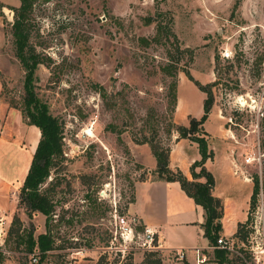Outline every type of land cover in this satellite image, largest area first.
<instances>
[{"label":"rangeland","instance_id":"rangeland-1","mask_svg":"<svg viewBox=\"0 0 264 264\" xmlns=\"http://www.w3.org/2000/svg\"><path fill=\"white\" fill-rule=\"evenodd\" d=\"M1 4L0 264L37 263L17 245V235L48 228L55 248L47 264L178 261L144 245L138 235L145 227L127 208L136 183L158 176L150 141L170 147L169 164L198 147L176 128L201 118L207 97L204 128L214 151L207 170L231 171L234 180L252 183V193L259 178L247 240L229 238L246 258L231 254L233 264H257L251 247L264 244V234H257L258 227L264 231V0H34L30 43L42 57L36 90L64 126V154L43 185L56 205L49 225L44 214L30 217L19 204L34 154L30 125L20 116L26 71L13 35V8L21 2ZM176 44L192 52L181 53ZM173 61L181 68L175 107L169 98L174 78L164 69ZM184 140L185 150L178 146ZM239 198L244 205L246 196ZM116 214L127 217L134 239L121 236Z\"/></svg>","mask_w":264,"mask_h":264},{"label":"trees","instance_id":"trees-1","mask_svg":"<svg viewBox=\"0 0 264 264\" xmlns=\"http://www.w3.org/2000/svg\"><path fill=\"white\" fill-rule=\"evenodd\" d=\"M20 2L19 7L13 8L15 13L13 35L15 37L16 55L26 71L24 81L25 96L21 112L23 119L29 125H35L40 129L41 137L20 190L19 204L26 207L30 217L36 212L44 214L47 218V225H49L50 220L53 218L56 205L50 196V190H43V185L50 176L53 167L57 164V159L64 154V126L59 117L51 113L49 105L39 97L36 90V70L42 63V57L34 45L30 43L31 15L34 0H20ZM3 6L1 4L0 8H3ZM162 27V24L159 23L158 33L163 30ZM169 33L175 36L171 30H169ZM176 49L181 53L192 52V50L187 48L182 49L178 44H176ZM177 63L178 61H173L164 67L165 71L174 78L169 86V98L173 107L177 103V74L181 69ZM201 89L206 91L205 88L201 87ZM211 104L212 101L207 97L204 103L205 112L202 117L199 119L192 118L190 126L178 125L176 128L180 138H189L198 143L201 159L195 161L191 166L193 179L187 177L181 169H172L170 167V147L164 148L159 143L150 141L157 159V169L155 172L158 176L155 180L179 182L182 189L204 208L205 222L203 227L205 236L216 247L215 261L217 264H233L231 258L232 253L219 247L218 244L220 232L222 231V222L220 220L224 214V204L222 199L213 193L215 178L212 172L207 170L205 165L214 156V151L210 149L208 138H206L208 132L204 128ZM196 134L200 135L195 136ZM144 142L148 141L145 140ZM197 166L201 167L200 172L196 171ZM202 176H205L207 180H200ZM254 183L250 200L249 217L245 222L239 224L238 231L235 234L241 241L247 240L248 230L246 228L252 223V211L257 207V197L260 192L259 178H255ZM134 201L135 196L131 202ZM17 221H19L18 218L13 221V224H16ZM9 233L10 235L12 234V229ZM17 245L23 247V250L29 255H36L38 262L34 264H47L49 253L55 248V237L51 234L49 228L47 232L40 233L39 235H35L32 229L29 231L23 230L22 234L18 233L17 235Z\"/></svg>","mask_w":264,"mask_h":264},{"label":"crops","instance_id":"crops-1","mask_svg":"<svg viewBox=\"0 0 264 264\" xmlns=\"http://www.w3.org/2000/svg\"><path fill=\"white\" fill-rule=\"evenodd\" d=\"M20 116H22L20 112ZM41 137L40 129L35 125H30L28 138L32 153L36 151ZM185 150L186 142H181ZM194 149L192 150L191 148ZM186 149L187 153H182L172 157L170 167L176 165L192 179L191 165L200 158V150L195 144ZM192 155L191 157L189 155ZM189 156V157H188ZM151 162V160H150ZM155 163V158L152 157ZM30 163L26 165L24 176L27 174ZM215 177L214 195L221 198L224 204V214L222 219V231L220 237L236 238L240 223L248 218L247 209L252 194V183L234 180L232 172L228 174L219 170H211ZM219 171L220 175L217 174ZM223 180H220V178ZM5 183L0 180V187ZM246 196L243 202L239 197ZM1 208V207H0ZM129 217L135 218L144 227H150L158 232L161 241V248L164 252H171L178 255L184 252L185 258L170 264H217L215 261V246L211 244L205 236L203 224L205 222L204 208L198 204L194 198L190 197L177 181H165L155 179L140 180L135 187V201L131 202L127 208ZM200 250V255L198 253ZM204 256L205 261L199 262V256Z\"/></svg>","mask_w":264,"mask_h":264},{"label":"built area","instance_id":"built-area-1","mask_svg":"<svg viewBox=\"0 0 264 264\" xmlns=\"http://www.w3.org/2000/svg\"><path fill=\"white\" fill-rule=\"evenodd\" d=\"M225 56L228 57V53L225 54ZM115 222L117 224V227L120 228L121 236L124 239L130 238L134 239L136 237V233L134 230V227L132 224L128 221L127 217L125 215L116 214L115 215ZM257 234L262 238L264 231L260 230V228H257ZM138 237L141 239H144V245L147 246L149 249H159L162 244L158 236V232L153 230L150 227H145L144 231L142 233H139ZM256 236H252V239H255ZM252 241V240H251ZM219 247L224 248L228 250L232 254H237L238 256L242 257L243 259H246L243 252L238 250L236 248V244L233 240H230L229 238L220 237L218 239ZM244 245V244H243ZM253 251V257L254 261L257 264H264V244L257 243V245H253L251 247ZM198 253L200 255V250H198ZM35 258L34 260H37L36 255L34 254ZM178 258L184 259L185 253L184 252H178ZM199 262H204L205 258L204 256H199L198 259Z\"/></svg>","mask_w":264,"mask_h":264}]
</instances>
